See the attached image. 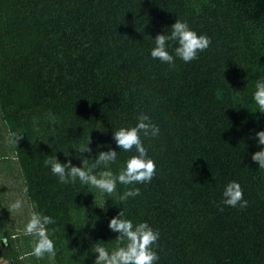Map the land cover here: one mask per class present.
Returning <instances> with one entry per match:
<instances>
[{"label": "trees", "instance_id": "obj_1", "mask_svg": "<svg viewBox=\"0 0 264 264\" xmlns=\"http://www.w3.org/2000/svg\"><path fill=\"white\" fill-rule=\"evenodd\" d=\"M175 18L211 43L170 67L150 56V38ZM260 75L264 0H0V259L51 264L23 231L35 202L56 219L47 226L55 264H94L97 244L115 245L108 221L120 210L159 230L157 264H264V168L251 159L264 147L253 100ZM141 111L160 133L142 137L156 173L135 185L139 195L121 201L133 185L118 183L100 208L96 189L59 183L44 165L55 154L79 166L111 147L116 172L135 153L119 150L112 132ZM10 132L22 136L17 144ZM88 135L92 152L78 153ZM232 180L244 208L220 203ZM5 190L24 197L20 217Z\"/></svg>", "mask_w": 264, "mask_h": 264}, {"label": "clouds", "instance_id": "obj_2", "mask_svg": "<svg viewBox=\"0 0 264 264\" xmlns=\"http://www.w3.org/2000/svg\"><path fill=\"white\" fill-rule=\"evenodd\" d=\"M150 39L154 42V46L150 49V56L158 59L161 63H167L170 67L175 66L176 58L185 63L191 62L211 43L209 36L197 33L186 20L179 18H175L170 28L157 33L154 38ZM173 43L176 45L174 48H172ZM253 100L260 111L264 112V76L260 75L255 81ZM48 119L50 125L55 124V116L49 114ZM36 130L39 131L38 128ZM159 133V126L143 111L138 113L134 126H122L113 131L112 138L116 147L125 152L134 151L135 153L129 156L116 172L113 171L111 165L117 163L118 151L106 145H97V149L107 147V150H98L94 159L83 157L80 159L79 166L73 164L71 160L61 162L55 154L45 156L46 159L43 163L57 177L59 183L75 184L79 181L81 185L96 189L102 198L101 204L97 207L103 208L107 200L103 199L104 195L115 193L118 183L125 186L133 185L119 196V199L124 201L129 197L139 195L140 189L135 185L151 181L156 173V163L148 155L142 137L154 138ZM21 137L16 132L9 133L10 142L13 144H17ZM256 137L258 143L264 146V130L257 132ZM90 143L88 135L87 142L74 146V149L82 154L91 153ZM63 155L68 157L69 151ZM251 159L258 167L264 168V147L254 152ZM220 203L229 207L244 208L247 206L248 201L243 198V190L238 181H229L224 186ZM22 207L23 202L19 200L10 204L12 210H19ZM54 224H56L54 217L44 214L42 210L38 209L35 202L31 203L23 231L25 235L33 237V254L38 258L47 256L51 264H55L56 247L55 241L51 237V230L47 226ZM108 228L117 234L114 240L115 245L105 247L103 244H97L91 250L97 254L94 264H157L160 259L156 250L160 237L158 229H154L147 221L134 223L132 219L125 216L122 210L109 219Z\"/></svg>", "mask_w": 264, "mask_h": 264}, {"label": "rangeland", "instance_id": "obj_3", "mask_svg": "<svg viewBox=\"0 0 264 264\" xmlns=\"http://www.w3.org/2000/svg\"><path fill=\"white\" fill-rule=\"evenodd\" d=\"M8 190H5V192H7ZM7 197H8V204H9V206H10V204L12 203V202H14V201H24V197L21 195V194H19V193H8L7 192ZM25 204V203H24ZM26 206V204L21 208V209H19V210H12V215H14V216H16V218H18V217H20L21 216V214L24 212V210H25V207ZM27 213V212H26ZM24 214V213H23ZM27 215H28V213H27ZM1 248V247H0ZM0 264H11V262H9V261H6V260H3V259H0Z\"/></svg>", "mask_w": 264, "mask_h": 264}, {"label": "flooded vegetation", "instance_id": "obj_4", "mask_svg": "<svg viewBox=\"0 0 264 264\" xmlns=\"http://www.w3.org/2000/svg\"><path fill=\"white\" fill-rule=\"evenodd\" d=\"M1 243H2V242H1ZM0 247H4L3 244H2V245L0 244ZM0 249H1V248H0Z\"/></svg>", "mask_w": 264, "mask_h": 264}]
</instances>
